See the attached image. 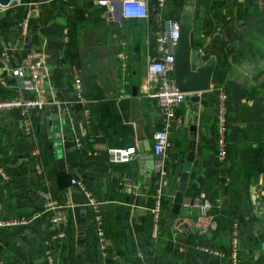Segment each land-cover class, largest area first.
Returning <instances> with one entry per match:
<instances>
[{
	"label": "crops",
	"instance_id": "1",
	"mask_svg": "<svg viewBox=\"0 0 264 264\" xmlns=\"http://www.w3.org/2000/svg\"><path fill=\"white\" fill-rule=\"evenodd\" d=\"M104 1L107 4L100 8L87 0H22L21 5L0 7V20L9 15L7 33L0 27V65H36L40 94L47 102L60 99V107L61 101L75 95L73 64L91 101L88 126L82 109H72L73 123L60 128L59 138L51 140L46 118L52 115L48 116L46 110L29 111L28 119L33 123L30 135L23 134L18 110L0 113V168L7 174L6 179L0 175V220H30L26 226L0 227V264H46L49 251L55 264H159L165 254L172 258L171 264H225L226 257L205 253L200 247L227 252L231 222L238 218L242 231L239 264H264V251L255 250L256 241L249 239L256 237L254 223H264V0H211L214 8L206 7L202 3L205 0H197L192 25L195 44L205 49L217 39L220 50L211 90L199 94L204 113L196 125L193 161L183 165L189 174L183 202L201 191L212 196L215 207L209 215L208 231L201 237L193 229L189 235L181 231L187 219L195 215L194 208L185 206L178 214L171 213L178 167L190 138L188 110L192 104L184 101L177 108L169 133L167 176L161 186L166 208L155 240L151 238L149 204L152 200L154 203L159 182L153 169L146 175L151 161L144 156L152 154V134L162 127L161 109L153 97L155 85L146 79L147 65L157 58L153 34L159 29L158 8L155 0H149L148 20H126L119 13H107L110 6L117 10L119 0ZM170 1L164 3L163 18H169ZM208 16L215 32L201 38L202 23ZM22 18L28 19L26 39L19 37L15 25ZM64 31L77 55L74 62L65 56ZM223 42L227 43L225 49ZM223 63L225 68L216 73ZM8 84L11 87L0 85L5 97L26 95L18 78L9 76ZM133 88L141 112L135 120L130 113L132 97H128ZM220 89L227 93V155L223 162L216 157L214 104ZM100 102H110L117 114L116 122L107 129L99 125ZM101 111L106 114L105 121H110L108 107ZM76 137L83 142L81 149L74 146ZM52 143L59 150L60 162L51 152ZM138 144L142 149L136 159L127 163L108 161V149ZM66 167L74 170L76 182H84L102 202V226L109 243L106 257L98 245L94 214L83 193L65 176L59 178L58 169ZM212 170L219 172L218 178H229V183L219 186L209 178ZM48 200L60 206L55 213L65 236L58 244L48 241L50 225L42 213Z\"/></svg>",
	"mask_w": 264,
	"mask_h": 264
},
{
	"label": "built area",
	"instance_id": "2",
	"mask_svg": "<svg viewBox=\"0 0 264 264\" xmlns=\"http://www.w3.org/2000/svg\"><path fill=\"white\" fill-rule=\"evenodd\" d=\"M102 1V2H100ZM99 0V5L103 6L107 4V1ZM120 4L117 10L113 7H109L108 14L113 15L119 13V15L126 20L129 19H145L150 17V10L148 8L149 0H119ZM166 0H157L156 6L158 11L156 18L158 21L159 29L153 34V40L155 44V50L157 52V58L147 65L146 79L149 83L155 85L153 97L161 109L162 115V127L156 130L152 134L151 151L153 155V172L159 182V186L156 189L154 196V203L150 207V213L152 215L153 226L151 231V238L153 240L158 237V224L161 215V201H162V189L164 178L167 176V151L170 146L169 133L172 128V124L177 117V108L184 102L185 93L181 92L175 82L174 78V51L176 43L179 38L180 23L179 20L172 18L162 17V8ZM21 5L22 0H11V2L5 8H9L12 4ZM16 28L19 37L26 39L29 34L28 19L22 18L16 21ZM206 35L201 34V38H205ZM63 42H68L67 31H64ZM198 51L201 52L204 49L200 46ZM126 58V56H123ZM122 58V59H123ZM71 75L73 80V87L75 91L74 97H72L69 104L80 103L82 105V116L85 120V125L90 124L91 111L89 109L90 100L85 96V84L81 78L79 69L77 66L71 64ZM16 77L19 79L21 86L23 87L26 95L17 94L12 97H5L0 92V113L2 111H9L16 109L19 111L22 117L23 134L30 135L32 129V122L28 119L29 111H45L44 107L48 103L44 96L39 92V76L36 70V65L29 64L26 67L8 68L7 66L0 65V85L2 87H11L8 84V77ZM29 94V95H27ZM31 94V95H30ZM227 93L225 90L220 89L216 95L214 107L216 109L217 118V130L218 138L216 141V157L219 162H223L227 155L225 133L227 129ZM68 104V103H66ZM70 123H73V119H70ZM70 124V125H71ZM74 146L77 149H81L84 145L79 137L75 138ZM142 149V145H133L128 147L111 148L106 151L109 162L114 163H127L138 157L139 150ZM262 159L264 162V145L262 148ZM0 175L6 179L7 174L0 168ZM72 184L79 187L83 193L86 204L93 211V223L95 226L97 242L100 247L103 257H106L109 253V243L105 236V232L102 226V213L101 204L91 190L84 184V182L72 179ZM225 184L229 183V178H225ZM191 207L195 209V215L187 219L186 224L181 228V231L189 235L190 230L193 229L199 237L204 236L209 228V215L215 204L211 201L204 192L199 191L189 202H182L181 207ZM60 206L54 200H48L43 205L42 213L47 216L48 224L50 225V232L48 235L49 243L58 244L64 236L63 228L60 225V219L56 215L55 211ZM30 223L29 219L18 218L0 220V227H12V226H26ZM241 227L238 219H233L230 226V241L227 248V252L223 249L201 246L200 250L211 254L216 257H226L225 264H239L238 250L240 246ZM50 245V244H49ZM46 264H55L52 252L49 251L45 258Z\"/></svg>",
	"mask_w": 264,
	"mask_h": 264
},
{
	"label": "water",
	"instance_id": "3",
	"mask_svg": "<svg viewBox=\"0 0 264 264\" xmlns=\"http://www.w3.org/2000/svg\"><path fill=\"white\" fill-rule=\"evenodd\" d=\"M92 1L94 5L100 8L99 0H87ZM11 2V0H0V7H6ZM183 5L181 6V11L179 14L180 32L179 38L176 43L174 51V78L178 89L185 93L184 101L191 102L192 106L188 110V117L190 119V138L188 150L184 153V158L180 160L178 167L177 183L172 192V207L171 213L178 214L181 209L183 198L185 195V190L187 187L188 172L184 171L183 165L186 162H192L194 158V143L196 137V125L197 122L202 120L204 107L200 104V93H204L211 90V80L213 72L216 66V56L220 50V41L214 40L209 47L205 48L203 51L199 52L198 47L194 41V33L192 30L193 25V12L194 8L197 7V0H183ZM136 88H133L130 101V113L132 115V120L140 118V104L139 99L136 97ZM60 99L56 102L48 101L45 105V110L47 115H52V117L46 118V126L48 127L47 136L51 140L53 138H59L60 128L70 126V112L72 109L79 111L82 109L80 103L69 104L71 102L70 97L66 100L61 101L59 107ZM68 103V104H66ZM136 112V115H133ZM134 118V119H133ZM147 151L150 149L149 145L145 143ZM52 149V154L55 155L57 159L56 162L62 161L59 159V150L56 147V143L50 145ZM149 157L151 161V168L146 171V175H150V171L153 169V155H145L144 157ZM74 170L66 167L65 169H58V174L60 175V180L63 176L68 179V183L73 179ZM83 178V176H80ZM254 229L256 237L250 236L248 234L250 241H256V249L261 248L264 251V223H254ZM261 229V231L259 230ZM260 244V246H258ZM254 247V248H255ZM257 254V253H256ZM258 258V256H256ZM172 258L165 254L159 264H171Z\"/></svg>",
	"mask_w": 264,
	"mask_h": 264
},
{
	"label": "trees",
	"instance_id": "4",
	"mask_svg": "<svg viewBox=\"0 0 264 264\" xmlns=\"http://www.w3.org/2000/svg\"><path fill=\"white\" fill-rule=\"evenodd\" d=\"M202 3L206 7H209L210 5L213 8L215 7V3H213L211 0H205V1H202ZM155 4H156V0H155ZM181 4H182V0H171L170 3H169V12H168L169 14H167V16L169 18L174 19V20H178L179 19V14H180V9H181ZM213 17H215V12H214ZM8 18H9V15H6L3 20H0V27H1V30H2L3 33H7V31H8L7 30V28H8L7 27ZM1 22H2V24H1ZM202 25H203V28H204V33H203L204 35L209 36V35H212L215 32V25L213 24L212 17H209V16L206 17V19L203 20ZM226 44H227L226 42H223L222 43V48L225 49V45ZM64 52H65V56H67L72 62H74V60H75L77 55H76L75 51H73V45H71L69 42H67L64 45ZM224 68H225V63L222 64L221 68H219L216 73H219ZM107 107H108V110L110 111V114H111L110 121H108V122L105 121L106 114L101 111V109L107 108ZM97 110H99V112H98V115L100 116L99 125L101 127H105V129H107L108 126L113 125L116 122L117 114H116V112L114 110L113 105L110 102H108L106 104L101 103V102L98 103L97 104ZM216 124H217V118H216ZM85 141H88V139L86 138ZM261 171L262 172L264 171V166L261 169ZM218 173L219 172H216L214 170L210 171L209 178H211L212 180H215V182H218V184H220L219 186L226 185L225 183H223L224 182V177L218 178ZM153 193H154V191H153ZM208 197H209V195H208ZM209 198L213 201L212 196H210ZM152 203H153V200L150 202L149 205L152 206ZM165 208H166V201L162 200L161 201V215H160L159 224L162 221V217H163V213L162 212H163V210ZM239 224L241 226L240 222H239ZM105 236L107 238L106 234H105Z\"/></svg>",
	"mask_w": 264,
	"mask_h": 264
}]
</instances>
